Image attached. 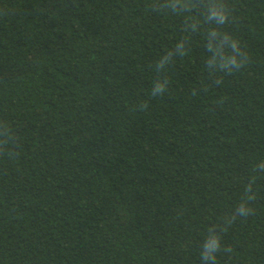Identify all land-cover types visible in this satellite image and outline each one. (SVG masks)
<instances>
[{
  "label": "trees",
  "instance_id": "1",
  "mask_svg": "<svg viewBox=\"0 0 264 264\" xmlns=\"http://www.w3.org/2000/svg\"><path fill=\"white\" fill-rule=\"evenodd\" d=\"M0 264H264V0H0Z\"/></svg>",
  "mask_w": 264,
  "mask_h": 264
}]
</instances>
